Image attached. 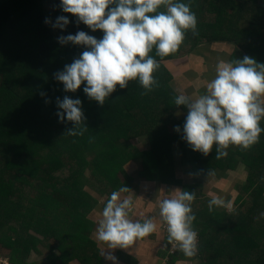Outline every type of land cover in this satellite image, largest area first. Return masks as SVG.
Segmentation results:
<instances>
[{
	"label": "trees",
	"instance_id": "obj_1",
	"mask_svg": "<svg viewBox=\"0 0 264 264\" xmlns=\"http://www.w3.org/2000/svg\"><path fill=\"white\" fill-rule=\"evenodd\" d=\"M174 2L190 6L197 18L195 31L187 30L168 56H158L153 47L149 55L160 66L150 92L138 79L131 80L124 89L117 86L101 106L84 93L86 83L74 93L65 92L55 74L86 50L60 44V36L84 31L99 40L103 32L77 23V17L62 11L61 0H0L1 257L12 264H38L30 256H42L43 248L49 255L42 264H102L89 218L98 201L88 193V184L94 187L96 181L94 188L102 196L111 195L129 183L119 176L126 163L140 158L145 176L153 174L163 183L181 186L174 169L176 141L181 143L184 165L206 172L236 168L237 153L217 159L214 145L205 156L183 139L186 119L177 121L175 113L184 106L174 103L173 77L163 63L176 54L191 55L205 44L235 47L231 61L249 56L264 63V0ZM158 11L166 9L161 6ZM60 16L69 20L63 30L54 27ZM65 96L82 102L87 128L83 135H67L74 125L57 115V99ZM259 126L264 129V118ZM144 137L150 142L149 152L128 144ZM240 153L249 175L238 186L235 210L219 213L214 206L210 211V199L201 186H184L195 192L192 228L200 236L195 253L199 264H264V131ZM178 255H170L168 261Z\"/></svg>",
	"mask_w": 264,
	"mask_h": 264
},
{
	"label": "clouds",
	"instance_id": "obj_2",
	"mask_svg": "<svg viewBox=\"0 0 264 264\" xmlns=\"http://www.w3.org/2000/svg\"><path fill=\"white\" fill-rule=\"evenodd\" d=\"M111 6V7H110ZM163 6L166 11H158ZM64 13L78 18L91 31L103 32L102 39L84 31L60 36V44L71 43L86 48L79 58L65 65L55 79L64 86L65 92H76L86 83L84 93L90 100L103 106L105 99L124 89L128 82L138 79L150 92L156 81L153 73L159 63L149 53L155 46L160 57L175 52L184 39V33L195 31L197 18L190 6L174 0H61ZM49 23V21H45ZM69 24L66 16L57 18L54 27L63 30ZM214 79L207 83L206 94L197 98L180 94L174 99L177 108H187L183 125V139L194 152L208 156L216 145V158L225 156L229 145L248 149L258 142L259 126L264 118V63L244 56L233 61L221 60L216 65ZM43 95V94H42ZM61 111L57 115L74 127L67 135H83L87 128L83 123L82 102L65 96L57 99ZM83 124L82 130L77 126ZM176 132L180 128L176 127ZM126 187L111 193L101 212L96 233L109 249L125 248L137 238H142L156 229L154 219L143 222L130 220L132 208L130 197L121 199ZM160 203V218L167 225L168 242L178 246L187 255H193L197 233L192 228L195 216L191 203L195 192L179 188ZM209 210L214 206L224 207L225 201L211 194ZM115 264V257L108 256Z\"/></svg>",
	"mask_w": 264,
	"mask_h": 264
},
{
	"label": "crops",
	"instance_id": "obj_3",
	"mask_svg": "<svg viewBox=\"0 0 264 264\" xmlns=\"http://www.w3.org/2000/svg\"><path fill=\"white\" fill-rule=\"evenodd\" d=\"M212 46L216 47L215 50H212L211 48L206 49L205 45L200 46L198 50L189 55L187 59L179 60V63H174L175 61L172 60L173 69H167L173 78L187 79L186 75H189L188 73H192L191 82L185 80L183 85H187L186 89L183 88L184 91H177L178 93L185 94L192 99L197 98L199 95L206 94L207 83L214 79L216 75L215 69L217 63L221 60L226 61L230 59V55L228 53L230 45L213 44ZM211 73H214V75ZM176 78H174L175 81ZM175 115L177 121L186 119L187 108H180ZM144 138L146 142L143 147L144 149H140L135 145V147L142 153H146L151 150L148 138ZM181 148V143L179 141L173 143L174 169L176 178L182 182L181 186L163 183L153 174V177L145 176L146 168L144 161L140 158L131 159L124 166L123 173L119 174L120 179H123H121L122 182H125L126 184V181H129V183L124 186L129 191L121 193V199L130 197L132 200V208L129 212L128 218L133 222H143L148 218L154 219L156 229L152 233L145 237L137 238L125 248L109 249L106 242L98 239L96 229L99 220L102 218L100 214L106 205L107 200L110 198V195H105L104 197L106 199H102L103 202L98 200V204L92 214H90L89 218L94 223L91 239L95 242L99 249V257L102 259V264H114L112 260L107 259L108 256L115 257V264H199V259L195 258V253L193 255H187L184 251L178 252L179 255L174 262L168 261L165 263V257H167L166 247L168 239L165 237L163 232L164 222L160 218V203L165 198H169L172 195L171 192L177 188L183 190L186 185H199L202 187L203 196L208 199H212L211 194L215 193L218 197L224 199L226 205L224 207L215 206L219 213L230 212L238 207V186L245 183V181H247L245 179L248 178L249 175L247 161L240 153L242 148L236 145H229V147L225 150L227 153L223 156L225 159H227V157L232 153H237L236 159L238 163L235 169L218 168L213 169L210 172L196 170L192 165L182 164ZM119 189L117 191H119ZM234 191H237V196L234 194ZM234 206L236 207L234 208ZM35 255L32 254L30 256V261L38 264L46 262L47 256L43 258H46L45 260H42L36 258ZM37 256L41 257L39 255ZM70 264L81 263L78 260H74L70 262Z\"/></svg>",
	"mask_w": 264,
	"mask_h": 264
},
{
	"label": "rangeland",
	"instance_id": "obj_4",
	"mask_svg": "<svg viewBox=\"0 0 264 264\" xmlns=\"http://www.w3.org/2000/svg\"><path fill=\"white\" fill-rule=\"evenodd\" d=\"M205 48L206 49H212V50H215V46H212V45H209V44H205ZM234 51H235V47H233V46H230L229 47V49H228V53H229V55H230V59H228V60H226V61H231V57H232V55H233V53H234ZM187 57H189V55H186V54H176V55H174V63H179V60H182V59H187ZM163 64H165L166 65V67L170 70H172L173 69V67H172V65H173V62L172 61H169V62H165V63H163ZM215 73V72H214ZM214 73H211L212 75H214ZM189 75H186V78L187 79H177L176 77H174V78H176V81L174 80V78H173V82H171V84H170V87L175 91V94L176 95H179L180 93H178L177 91H179V92H182V91H184V89H186V84L185 85H183L184 84V81L185 80H188V81H190L191 82V74L192 73H188ZM182 78H184V77H182ZM181 85H183V86H181ZM184 88V89H183ZM263 100H264V97H261ZM183 115V114H182ZM180 116H181V114H180ZM145 138L144 139H133V140H131V141H129V143L128 144H130V145H136V146H138L140 149H144L143 147H144V145H145ZM90 159V158H89ZM88 174L90 173L89 171L87 172ZM122 175V174H121ZM122 176H124V175H122ZM122 179V178H121ZM123 180V179H122ZM245 180H247V178L245 179ZM94 184V187L95 186H98V184H97V182L95 181V182H93ZM245 183H246V181H245ZM244 184V183H243ZM88 186L89 187H87V190H88V193L93 197V198H96L97 199V201L99 200L100 202H103L102 201V199H106L104 196H102L99 192H98V190L97 189H95L92 185H90V184H88ZM234 194L237 196V191H234ZM235 196V197H236ZM236 206H234V208H235ZM94 209H95V206H94V208H93V210H92V212L94 211ZM92 212L90 213V214H92ZM89 217H90V215H89ZM42 250H43V254H42V256L41 257H38L37 256V254L35 255V254H33V255H35L36 256V258H38V259H42V260H45V259H43L44 257H46L47 255H49V252L46 250V249H43L42 248ZM6 260H8V259H6ZM9 261V260H8ZM10 263V262H9Z\"/></svg>",
	"mask_w": 264,
	"mask_h": 264
},
{
	"label": "built area",
	"instance_id": "obj_5",
	"mask_svg": "<svg viewBox=\"0 0 264 264\" xmlns=\"http://www.w3.org/2000/svg\"><path fill=\"white\" fill-rule=\"evenodd\" d=\"M163 232L165 234V237L168 239V232H167L166 223H164V225H163ZM195 232L197 233V240H196L195 252L194 253H197V248H198V245H199V242H200V236H199L197 231H195ZM166 250H167L168 254H167V257L165 259V263L168 262L170 255H175L179 251H182L178 246H174L173 244H170L169 242L167 243ZM9 262L10 261L6 260V258L0 256V264H12L11 262L10 263Z\"/></svg>",
	"mask_w": 264,
	"mask_h": 264
}]
</instances>
